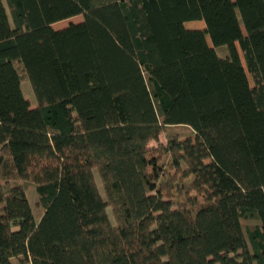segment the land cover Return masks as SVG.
Listing matches in <instances>:
<instances>
[{"label":"trees","instance_id":"1","mask_svg":"<svg viewBox=\"0 0 264 264\" xmlns=\"http://www.w3.org/2000/svg\"><path fill=\"white\" fill-rule=\"evenodd\" d=\"M14 260L264 264V0H0Z\"/></svg>","mask_w":264,"mask_h":264},{"label":"rangeland","instance_id":"2","mask_svg":"<svg viewBox=\"0 0 264 264\" xmlns=\"http://www.w3.org/2000/svg\"><path fill=\"white\" fill-rule=\"evenodd\" d=\"M5 7H6V5H5ZM6 10H7V14L9 16V19H10V14H9V11H8L7 7H6ZM82 19H83L82 16H77V17L71 18L69 20H64V21H61L59 23H56V24L52 25V28L55 29V30H60V29L66 28L70 23H79V22L82 21ZM184 26H185L186 29H189V30H195V29L203 30L204 27H205L203 21L187 22V23L184 24ZM206 41L211 46L210 39H209L208 36H206ZM236 46L238 47V45H236ZM238 52H239V55H240V57L242 59V55H241L240 49H238ZM227 54H228V50H227L226 47H220L219 49H217V55L219 57L223 58ZM242 63L244 65L243 59H242ZM244 67H245V65H244ZM247 78H248L250 86L252 87L253 83H252V80H251V78H250V76L248 74H247ZM21 91L23 93L24 98L27 101H29L31 108H35L36 107V100H35V97L33 95L31 86L28 83V81H25V82H23L21 84ZM95 178H96L97 186H98L102 196L104 197L102 186H101L100 181L98 179V176L96 174H95ZM26 195H27V198L29 200L33 216H34L35 220L38 221L40 219L41 215H42V211L36 205L37 204L36 192H35V190H30L29 192H27ZM108 215L111 218V214H110L109 210H108ZM13 264H21V263L19 261H17V260H14Z\"/></svg>","mask_w":264,"mask_h":264}]
</instances>
